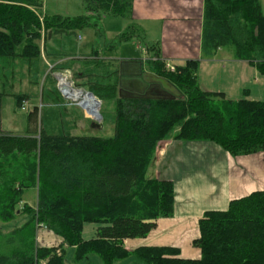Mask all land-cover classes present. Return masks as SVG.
Listing matches in <instances>:
<instances>
[{
	"label": "trees",
	"instance_id": "trees-1",
	"mask_svg": "<svg viewBox=\"0 0 264 264\" xmlns=\"http://www.w3.org/2000/svg\"><path fill=\"white\" fill-rule=\"evenodd\" d=\"M83 1L87 14L65 18L46 15L44 0H0V264H118L130 256L128 264H264V190L231 200L226 210L205 212L193 241L200 258L182 257L174 246L123 245L146 237L159 217L173 213V182L147 175L159 142L212 140L236 155L257 152L264 149V101L203 90L199 59L170 70L157 58L155 70L180 88V97L106 96L103 101L114 99L115 106L111 115L101 111L102 123L114 125V135L73 134L74 124L59 114L64 108L51 107L65 99L42 55L43 31L82 27L93 16H125L133 6V0ZM224 46L264 74L260 0H205L202 49ZM25 78L40 91H15ZM89 83L96 96L108 94L97 88L110 84L97 76ZM3 95L14 96L21 108L41 98L42 106L34 103L28 111L27 133L2 129ZM30 190L37 194L34 205L26 199ZM86 222L99 225L95 238H83ZM41 226L63 242L40 245Z\"/></svg>",
	"mask_w": 264,
	"mask_h": 264
},
{
	"label": "crops",
	"instance_id": "crops-1",
	"mask_svg": "<svg viewBox=\"0 0 264 264\" xmlns=\"http://www.w3.org/2000/svg\"><path fill=\"white\" fill-rule=\"evenodd\" d=\"M44 6L48 16L73 18L87 14L83 0H54L53 5L45 2ZM204 6L205 0H133L132 9L125 16L105 14L96 18L92 15L96 25L108 16L122 19L123 27L115 30L118 33L113 39H107L100 31L101 40L90 50L82 48L78 35L76 46L66 47L64 42L59 46L53 37L67 32L74 34L76 28L63 31L51 28L46 34L43 31L42 55L54 75L65 70L89 91L91 75L110 84L106 89L97 88L108 93H97L102 101L114 95L115 99L180 97V88L155 70L153 61L157 58L175 66L188 59H199L198 79L203 90L222 92L237 100L264 101V74L256 65L236 57L230 46L211 53L203 51ZM141 38L144 44L137 43ZM58 66L60 69H56ZM38 101L41 106L40 97ZM106 101L103 104L110 103L114 108V99ZM54 104L51 107L64 108L59 114L74 124L73 134L97 135L89 132L91 128L95 131L105 127V123L93 126L95 122L78 106L64 100L63 104ZM112 112L105 113L111 115ZM107 125L113 127L115 133L114 125ZM147 175L173 182V213L159 217L156 227L146 237L127 238L123 245L129 250L142 245L174 246L179 248L182 257L200 258L201 249L193 241L200 236V219L205 212L226 210L231 200L264 190V149L236 155L212 140L164 139L156 148ZM98 226L84 223L83 238H95ZM37 241L43 246H54L63 239L41 226L37 230Z\"/></svg>",
	"mask_w": 264,
	"mask_h": 264
},
{
	"label": "rangeland",
	"instance_id": "rangeland-1",
	"mask_svg": "<svg viewBox=\"0 0 264 264\" xmlns=\"http://www.w3.org/2000/svg\"><path fill=\"white\" fill-rule=\"evenodd\" d=\"M69 1H71V0H69ZM45 2L48 3L49 6H51V5H53L54 0H44V3ZM260 2H261L262 10L264 13V0H260ZM71 5L74 6L73 3ZM45 11H46V9L44 6V12ZM121 23H122V25H121ZM122 27H123L122 19L108 16L106 18L105 17L102 18L98 22L97 25L95 24V19H92L91 24L76 28V30H75L76 34L75 33L71 34V33L67 32L66 34H64L62 36L53 37V38L57 39V40H55V43L57 45L63 46V42H64L66 47H71V46H76V44H77L76 40H77V35H78L79 38H81V41H79V42L82 43V45H83L82 48L87 47L88 50H90L94 43H99V41L101 40L102 37L98 35V33L100 31L106 35L107 39H113L114 36L118 33L115 30L122 29ZM51 41L53 42V39ZM136 41H137V43H140V42L143 44L145 43V41L142 38L137 39ZM140 50H141V48H140ZM53 73H55V72H52L51 74H53ZM59 73H60V75L65 76L66 80L73 83L74 86L82 87V85L78 84L77 79L74 77L72 78L70 76V73H68L65 70H61V71L57 72L55 75L53 74L54 78H56V80H57V83H58V79L56 76ZM28 83H29V81L27 78H25V80L22 79V81L20 83H16L14 90L17 92H22V91L26 92L27 91L28 93L35 92L36 91L35 89L40 91V89H38L37 86H35L33 84L29 85ZM31 90H33V91H31ZM25 102H27V106H26V109L23 110L16 103L14 96L3 95V97H2V110H1V122H2V129L4 131L18 133V134H25L29 131L28 129L30 126V121H29V117H28V111L33 107L34 103H38L39 101H38V97H35V98H32L31 100L25 101ZM106 102H110V101H106ZM112 110H114V109L110 103L104 102V104L101 107V111H103V112L111 113ZM93 121L100 123L101 125L103 124L102 121L101 122H98L95 120H93ZM89 132L95 133V134L101 135V136H111V135H113L114 130H113V127H110V125L105 124V127L103 129L94 131L91 128V130ZM26 199L28 200V202L30 204L34 205L35 204V193H34V191H32V190L28 191V193L26 194ZM27 217L28 216H26V218ZM20 218H21V216H20ZM23 220H25V217L21 220L20 219L19 220L14 219L10 223L5 224L4 228H5V230L10 229L15 224H18V223L21 224L23 222ZM71 252H72V249H71ZM132 261H133V256H130L127 259L120 261L118 264H128V263H131ZM69 264H73V263L69 262ZM80 264H84V263L82 262Z\"/></svg>",
	"mask_w": 264,
	"mask_h": 264
},
{
	"label": "built area",
	"instance_id": "built-area-1",
	"mask_svg": "<svg viewBox=\"0 0 264 264\" xmlns=\"http://www.w3.org/2000/svg\"><path fill=\"white\" fill-rule=\"evenodd\" d=\"M167 68L170 70H175L176 66L167 63ZM59 78L57 86L60 90L62 84H67L70 87V91L66 93L64 97L67 104L75 105L81 108L84 113L91 118L92 120L101 122L103 120L101 114V107L103 105L102 99L96 96L93 92L83 88V87H76L73 83L66 80L65 76L58 74ZM79 92V93H77ZM77 93V94H76ZM91 97V98H90ZM27 106V102H25L22 106V109L25 110ZM42 106V105H41ZM43 264V263H42Z\"/></svg>",
	"mask_w": 264,
	"mask_h": 264
},
{
	"label": "water",
	"instance_id": "water-1",
	"mask_svg": "<svg viewBox=\"0 0 264 264\" xmlns=\"http://www.w3.org/2000/svg\"><path fill=\"white\" fill-rule=\"evenodd\" d=\"M56 77L59 78L58 75ZM69 91H70V87L67 84L64 83V84L61 85L60 92H61V94L63 96H65L66 93L69 92ZM92 125L93 126H98V127L101 126V124L100 123H97V122L93 123Z\"/></svg>",
	"mask_w": 264,
	"mask_h": 264
},
{
	"label": "bare ground",
	"instance_id": "bare-ground-1",
	"mask_svg": "<svg viewBox=\"0 0 264 264\" xmlns=\"http://www.w3.org/2000/svg\"><path fill=\"white\" fill-rule=\"evenodd\" d=\"M77 93H79V92H77ZM77 93H76V94H77ZM90 98H91V97H90Z\"/></svg>",
	"mask_w": 264,
	"mask_h": 264
}]
</instances>
